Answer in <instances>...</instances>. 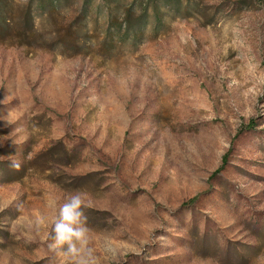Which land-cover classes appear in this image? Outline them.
I'll use <instances>...</instances> for the list:
<instances>
[{
  "label": "rangeland",
  "instance_id": "obj_1",
  "mask_svg": "<svg viewBox=\"0 0 264 264\" xmlns=\"http://www.w3.org/2000/svg\"><path fill=\"white\" fill-rule=\"evenodd\" d=\"M182 2L120 36L133 0H63L21 36L13 0L0 264H63L47 237L76 190L100 264H264V0Z\"/></svg>",
  "mask_w": 264,
  "mask_h": 264
},
{
  "label": "clouds",
  "instance_id": "obj_2",
  "mask_svg": "<svg viewBox=\"0 0 264 264\" xmlns=\"http://www.w3.org/2000/svg\"><path fill=\"white\" fill-rule=\"evenodd\" d=\"M12 166L19 168L17 162ZM86 197L82 190L68 195L52 220L47 248L55 257H62L63 264H100L92 246L91 229L85 213L89 206Z\"/></svg>",
  "mask_w": 264,
  "mask_h": 264
},
{
  "label": "trees",
  "instance_id": "obj_3",
  "mask_svg": "<svg viewBox=\"0 0 264 264\" xmlns=\"http://www.w3.org/2000/svg\"><path fill=\"white\" fill-rule=\"evenodd\" d=\"M12 2L13 0H0V35L2 38L6 37L4 34L10 25L8 24V14ZM62 2L63 0H28L26 8L20 15L19 23H17L19 27L23 29L19 35L24 36L26 32L32 28L34 23V11H36L35 9L40 11L44 9L51 10L54 7L60 6ZM88 2L89 0H84V11ZM133 3H137L139 6V14L137 16H133L132 8H128L123 10V18L121 21H115L111 17L108 20L107 25V30L109 32L112 29H115L120 36L136 33L139 28L143 27L150 8L154 11L157 18L160 7H165L167 10H170L179 16H189L200 11L195 3H193L195 5H192L189 2L183 4L182 0H133ZM209 22H212V20Z\"/></svg>",
  "mask_w": 264,
  "mask_h": 264
}]
</instances>
